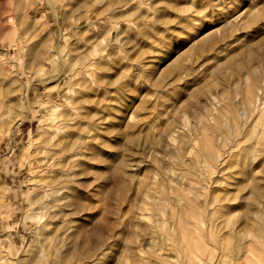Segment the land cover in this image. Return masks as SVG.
I'll return each mask as SVG.
<instances>
[{"label": "rangeland", "instance_id": "rangeland-1", "mask_svg": "<svg viewBox=\"0 0 264 264\" xmlns=\"http://www.w3.org/2000/svg\"><path fill=\"white\" fill-rule=\"evenodd\" d=\"M96 1L0 0V115L3 113L0 117V181L7 191L3 203L0 202V264H31L32 228L26 225L24 216L29 177L27 167L18 165L17 160L30 136L35 137L37 133L38 118L44 108L42 101L46 99L43 95L53 92V79L64 70L55 55L50 58L54 48L65 56L68 64L83 59L82 66L89 68L91 53L100 58V67L106 65L108 68L107 72L104 70L107 75L103 69L99 75L95 71L97 76H102L100 79H105L98 84L100 90L97 86L87 92L91 97L88 106L96 108L103 116L95 118L96 123L102 124L90 134L95 137L96 152L113 163L110 165L121 166L122 174L107 173L104 180L89 174L77 190V214L73 216L72 229L66 232L67 235L76 232L79 248L82 241L93 243L94 232L100 224L106 240L93 264H133L134 256L140 255L133 236L148 231L145 221L137 219V208L144 199L142 191H146L147 180H154L153 173L155 182L162 180V175L159 177L155 171L160 168L157 158L162 161L161 166L171 165L170 157L176 148L184 152L186 137L197 135L202 124H211L212 116L217 118L221 133L225 131L222 123L228 117L223 112L228 106L229 115L235 116L229 121L240 119L234 125L238 127L241 123L239 138L247 133L250 123L264 109V83L255 91L253 104L247 106L249 111L240 103L243 100L241 90L250 88L248 74L251 73L250 83L256 86L255 79L264 67V0H114L111 3L114 12L124 14L115 22L98 19L94 13L87 12L88 4ZM106 2L109 0H101V5L98 3L95 9L102 10L110 5V2L105 5ZM130 5L134 6L132 10ZM21 16L23 22L19 20ZM227 22L229 24L225 25ZM228 27L231 29L226 30ZM210 34H214V39L209 42L205 36ZM108 37L112 39L110 42ZM41 40H47L45 54L34 60L32 69L26 68L28 51L37 55ZM116 51H119L117 56L114 55ZM97 95L101 100L94 106L99 99ZM55 96L53 92L49 99ZM7 109L9 118L5 113ZM184 117L186 128H182ZM229 121L225 122L226 130L233 132L235 123L231 125ZM242 123L248 124V128L241 129ZM207 130L206 134L214 142L217 130L216 133L213 129ZM204 132L201 133L205 135ZM170 134L176 137L173 143L169 140ZM103 140L107 148L101 147ZM241 145L249 144L243 142ZM237 148L228 150L233 161L238 154L242 155ZM73 153V160H77V148ZM185 158H188L186 154L182 160H187ZM261 158L256 157L247 168L235 165L225 169L223 174L214 175L208 184L212 192H228L235 199L230 204L239 217L236 216L238 223L234 229L248 228L251 220L248 224L246 218L244 222L241 217L251 219L252 211L264 210V159ZM90 166L102 169L104 165ZM166 166L162 170L167 173ZM246 178L251 180L248 185ZM251 187L254 194L250 192ZM1 206L7 212L3 217ZM5 222L10 224L9 228H5ZM220 232L216 236L221 235ZM262 233L264 235V228ZM138 239L141 249L147 248V238ZM256 239L264 245V238ZM229 259L224 258L225 264ZM171 262H175L173 257ZM149 264L157 263L150 260Z\"/></svg>", "mask_w": 264, "mask_h": 264}, {"label": "bare ground", "instance_id": "bare-ground-1", "mask_svg": "<svg viewBox=\"0 0 264 264\" xmlns=\"http://www.w3.org/2000/svg\"><path fill=\"white\" fill-rule=\"evenodd\" d=\"M113 1L109 0L110 3H108L110 5L105 6L102 10L99 8H97L98 10L95 9L98 3L101 5V0L95 3H89V10L87 12L94 13L98 19H108L111 22H115L114 20L123 17L124 14L122 12H114L111 7ZM108 3L106 2L105 5ZM76 4L79 5L80 2ZM76 4L74 6L77 9ZM74 6L73 9L70 7L73 11L75 10ZM133 8L134 6L131 10ZM78 10H80V6ZM74 13L75 11L73 15ZM19 20H22V16ZM228 24V22L225 23V25ZM28 25L29 23L25 26L27 27ZM228 29H231V27H228L226 30ZM110 39L111 37H108V42H110ZM205 39L209 42L212 41L214 34L205 36ZM46 41H40L38 46L39 53L37 55H35L36 52L33 55L31 53L32 50L28 51L25 59L26 68L32 69L34 60L39 55L45 54ZM199 43H203V41H199ZM54 49L55 51L50 54V58H54L53 55H55L64 68L63 73L53 79L55 85L53 84L54 86L52 88L48 86V88H51V91L55 92L56 96L54 98L50 97L51 99H49V95L51 96L53 92L42 93L46 99L42 101L44 108L41 109V114L38 118L37 133L35 137L30 136L26 146L20 151L17 160L18 165H25L27 167L29 177L27 209L25 210L24 216L26 225L32 228V231H30L32 232L33 239L30 250L32 252V255L30 253L32 257H30L32 259L31 264H93L95 258L102 252L101 247L106 240L103 233L104 229L98 224L94 232L93 243L89 244L86 240L82 241L79 248H77L76 232L73 233L72 231L69 234L71 235L70 238L67 235V231L72 229L73 216L77 214V190L81 186V183L88 178L89 174L97 178H102V180L104 178L106 179L105 176L107 173L108 175L122 174L121 166L116 167L110 165L113 163H109L102 153L96 152L94 149L97 147L94 143L95 137L90 134L92 130L93 132L98 130L102 124L101 122L96 123L95 118L102 119L103 116L100 115L99 111H96V108L89 107L91 97H89L90 94H87V92L92 91L93 88L98 86L100 81L105 80L103 78V80L100 79L102 76H97V72L95 71H98L99 75L100 70L103 69V71L105 70L107 72L106 69L108 68H106V65H101L102 67H100V58L91 53L92 63L88 65L89 68L82 66L83 63L81 64V60L83 59L79 60L80 63H78L79 61H74L72 64H68L65 56L59 54L56 48ZM115 53L114 55H119V51ZM101 56H104V54ZM85 57L83 58L85 59ZM260 72L261 75H259V78L257 77L258 79H255L256 86L254 83H250V73L248 74L249 90L246 87L241 90L243 100L240 103H244L246 105L245 107L253 104L255 91L260 87L259 85L261 83H264V67L261 68ZM69 75L70 77H68ZM105 75L107 74L105 73ZM103 77L107 76L103 74ZM49 90L47 89L46 91ZM93 97L92 99H94ZM98 98V101H95V104H93L94 106H98V103H100L101 97L98 96ZM263 105L264 102H262ZM247 109L249 111V107ZM230 111V106H228L223 112L224 116L228 117L222 123L225 129V131L223 130L224 133H221L222 130L219 129L221 126L220 124L218 125L217 118L212 116L210 120L213 125H211L212 123L207 124V122L205 124L201 123L202 125L197 135L193 134L195 136H189V139L186 137L187 141L185 142L187 148L184 152L174 147V150L176 148L175 154L172 155L174 157H170L172 164L170 162L168 163L171 165L166 166L164 164L161 166L162 161L160 160L161 162H159L158 158L156 159L160 163V168L157 167L158 169H155V171L157 170L160 175L157 172L155 174L159 175V177L162 175L160 178L162 180L161 182H155V175L153 173L154 180L149 178L153 181L150 182L147 180L148 182L146 184L148 188L146 187L145 192L142 191L144 199L142 202L140 201L141 205L137 208V212L139 211V217L137 219L138 221L142 219L145 221V228L148 232L145 233L142 231L140 235L139 233L136 235H134L135 233L133 234V240L136 237L137 252L140 254L134 256L135 261L133 264H149L150 260H153L157 264H225L224 258L229 259L230 257L232 258L229 259L228 264H264V245L256 239V237L264 238L262 233L264 228V210H259L260 212L252 211V215L249 213L251 219H248V216L241 217L243 220L246 218L245 220H247L248 224L251 223V225L247 224L248 228L245 226L247 229L244 230L245 227H243V230H241L243 232H241L240 229H237L238 227L234 229L238 223L236 222L238 217L236 214L238 213L234 214L235 209L232 210L231 208L233 206L230 204L235 199L230 197L228 192L223 194L212 192L210 189L211 186H208L211 178L218 173L223 174V171H226L225 169L233 168L235 165L237 168H242L241 165L247 168L250 166V163H253L256 157L260 156L262 157L261 159H264V109L260 110L256 119L250 123L251 125L247 133L244 136L242 134L241 138H239L241 135L240 131H238L240 122L238 123V127L234 126L237 125L236 123L240 119L236 118L235 120L238 121H232V123H235L232 125L230 121L235 116H233V113L229 115ZM5 113L6 115L9 114L8 109ZM2 115L3 113L0 117ZM16 116L18 117V115ZM182 121V128H186L187 121L185 117ZM226 121H229L234 126V128L231 127L234 129L233 132L232 130L231 132H227ZM18 122L20 123V121ZM244 123H242L244 127L242 126L241 129H244L245 126L248 128V124L245 125ZM204 126L206 130L211 129L210 131H212L213 129L215 133L217 130V134L214 133L216 135L214 142L206 134L207 132L204 130ZM228 127L230 126L228 125ZM236 129L237 131H235ZM218 131L220 132L218 133ZM201 132H204L205 135ZM201 134L203 138L200 137ZM174 138L176 137H173L171 134L169 135V140L172 143L175 140ZM201 138L204 140L202 141ZM217 138L219 140L218 143ZM228 140L230 143H227L229 142ZM177 141L181 143L180 139ZM243 142L249 145L245 147L243 145H241L243 147L239 146ZM229 144L230 147L228 146V148L227 145ZM100 145L103 148H107L105 140ZM237 146L240 148H237ZM234 147L240 149L242 154H238L240 158L235 155V161H233L234 157L231 155L232 153L230 154L231 151L228 152L230 148L233 150ZM76 148L77 160H73V152ZM151 148L154 147L151 146ZM185 154L188 158H185L187 160H182ZM232 157L233 160H231ZM185 161L188 162L185 163ZM117 162L121 163L119 158H117ZM91 164H103L104 166L102 169H96L90 166ZM164 166L168 167L167 173L165 169L162 170V168H165ZM217 179L219 180V178ZM217 179L215 181H218ZM246 180L248 185L249 178H246ZM169 183L172 185H169ZM245 183L244 187H246ZM225 185L228 184L225 183ZM252 190L253 187H251V193ZM6 192V187L0 181V202L4 200ZM255 194L259 195L260 193L258 194L255 191ZM253 198H257L256 195ZM257 203L261 205L259 202ZM2 206L1 208L3 209L4 206ZM6 213L3 209L1 216L6 215ZM249 214L246 212V215ZM4 224L6 227H3L9 228V223L5 222ZM216 229L222 232H220L221 235L216 236L219 233ZM142 237H146L148 240L147 248L145 249H141L140 239H138H142ZM69 238L70 241L66 242ZM234 240L236 244L231 247V243ZM245 240L248 241L246 242ZM135 242L133 243L135 244ZM141 242L145 243L146 241ZM229 253L231 254L229 255ZM172 257L175 259L174 263L171 262ZM260 259H263V262Z\"/></svg>", "mask_w": 264, "mask_h": 264}]
</instances>
